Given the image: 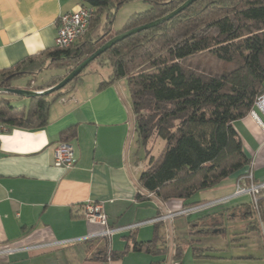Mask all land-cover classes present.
Here are the masks:
<instances>
[{
  "label": "crops",
  "instance_id": "0c3cea01",
  "mask_svg": "<svg viewBox=\"0 0 264 264\" xmlns=\"http://www.w3.org/2000/svg\"><path fill=\"white\" fill-rule=\"evenodd\" d=\"M83 6L82 0H0V73L40 59L48 69L52 63L46 56L56 50L58 18ZM111 33H117L113 26ZM43 71L19 76L33 79L14 88L46 86L54 77L41 84L34 80ZM96 73L84 76L52 103L46 126H6L7 131L0 133V252L15 250L1 253L0 264H264V198L257 215L250 195L234 196L237 177L199 193V201H190L230 198L185 215L182 231L198 238L184 244L175 226L181 216L117 232L109 240L85 239L103 230L83 217L82 207L88 202L102 203L114 228L185 209L182 200L164 202L139 186L145 169L140 171L138 162L140 149L127 82L122 79L102 87L110 81L112 70ZM64 75L65 71L60 76ZM252 111L233 126L254 163V182L262 183L264 114L256 107ZM62 141L74 149L75 164L70 170L55 166V151ZM218 235L226 242L225 255L212 244L196 246L202 245V238ZM141 244L150 245L136 250Z\"/></svg>",
  "mask_w": 264,
  "mask_h": 264
},
{
  "label": "trees",
  "instance_id": "16d2710c",
  "mask_svg": "<svg viewBox=\"0 0 264 264\" xmlns=\"http://www.w3.org/2000/svg\"><path fill=\"white\" fill-rule=\"evenodd\" d=\"M128 1L82 0L95 9L88 32L70 48L47 54L49 68H63L65 75L35 90L54 87L115 36L165 17L187 0H150L148 10L133 15L121 32L111 33L114 11ZM44 61L29 60L1 72L0 87L12 88V79L45 70ZM93 63L112 70L102 87L127 82L137 144L148 160L139 175L141 188L164 202L182 200L186 209L204 203L190 202L193 196L245 175L251 162L233 124L264 95V0H197L162 25L117 43ZM84 76L83 71L58 98L34 97L27 107H16L0 95V125L46 126L52 103ZM152 140L150 149L159 140L166 143L157 157H148Z\"/></svg>",
  "mask_w": 264,
  "mask_h": 264
},
{
  "label": "built area",
  "instance_id": "2783aa9c",
  "mask_svg": "<svg viewBox=\"0 0 264 264\" xmlns=\"http://www.w3.org/2000/svg\"><path fill=\"white\" fill-rule=\"evenodd\" d=\"M95 14V9L92 7H81L76 12H69L62 14L57 21V33L55 38V45L58 49H68L83 38L88 32L90 22ZM255 107L258 108L264 114V95L259 97L255 103ZM251 114L256 117L255 111ZM7 127L0 125V133L6 132ZM75 164V154L72 145L68 143H60L55 151V166L64 170H70ZM254 163H251L244 176L238 179L237 189L234 194L235 197L250 195L252 197L253 210L257 215H260V200L264 198V182L255 183L253 176ZM244 182H248V185H243ZM230 198L221 199L212 203H203L191 208H186L180 212H169L159 218L149 220L146 222L137 223L125 227L114 228L110 227L108 223V217L104 212L102 203L88 202L82 207L83 217L91 224H97L103 227V230L97 234H93L85 238L86 240H92L95 238L111 239L117 232H132L142 226L148 224H154L158 222H166L172 220L178 216L190 215L195 212H201L210 207L221 205ZM15 250L9 249L0 252L8 253ZM109 258L111 249L108 247Z\"/></svg>",
  "mask_w": 264,
  "mask_h": 264
},
{
  "label": "rangeland",
  "instance_id": "374dc122",
  "mask_svg": "<svg viewBox=\"0 0 264 264\" xmlns=\"http://www.w3.org/2000/svg\"><path fill=\"white\" fill-rule=\"evenodd\" d=\"M150 4H151L150 0H131V1H128L127 3H125L124 5H122L119 9L114 11V13H115V20L113 23L114 31L115 32H121L125 28L129 19L133 15L148 10L151 7ZM96 64L97 63H93L89 66V68L84 70L85 76H97L98 74L96 73V71L101 72V73L104 72L105 74H107L111 71V68L101 69ZM61 66H63L64 68H68L70 65L62 64ZM108 70H110V71H108ZM63 71H64L63 68L51 66L50 68L45 69L40 75L35 76L34 80L37 82V84H41L47 78L59 77L63 73ZM31 77L32 76H24L21 79L14 78L11 80V85L14 87L16 85H19L20 83L26 82L28 84L33 79V77L32 78ZM48 89L49 88H45L44 90H48ZM58 92L49 96L51 98V100H54V98H56V97L58 98ZM6 97L9 98L11 100L12 105H14L16 107H24L25 105L27 107L30 103L29 99H26V98H20V97L12 96V95H7ZM153 144H154V140H152L148 146V149L150 150L148 152V157H150L151 155H153L154 157H157L160 154V152L162 151L163 147H165L166 143L163 140H159L158 143L156 144L155 148L150 149V148H152ZM139 157L141 159L140 171H142V170L147 168V164H148V160H145L146 151L142 148L139 150ZM199 196L200 195H198V194L193 196L191 201H199L200 200ZM185 220H186V218H184V216H181V217H178V219L175 223V226L177 227V229L179 231L178 232V235L180 237L179 241L183 242V244L185 241L188 242L191 239H195L198 236V235L190 236L189 234H187V232L182 231L184 229L182 226L183 223L186 224ZM256 239H254V241L256 243H258L259 245H261V243L258 241L259 239H257V240ZM202 241H203L202 245L197 243L196 246L205 247V246H208L209 244H212V245H215L216 247H218L222 250L221 255H225V244H226V242H225L223 236L218 235L216 239H213V238L208 239V238L204 237V238H202ZM189 248H187V251L190 250Z\"/></svg>",
  "mask_w": 264,
  "mask_h": 264
},
{
  "label": "water",
  "instance_id": "95a60500",
  "mask_svg": "<svg viewBox=\"0 0 264 264\" xmlns=\"http://www.w3.org/2000/svg\"><path fill=\"white\" fill-rule=\"evenodd\" d=\"M197 0H187L182 6H180L177 10L170 13L169 15L160 18L154 22H151L149 24L133 28L131 30L125 31L111 40H109L107 43H105L102 47H100L95 53H93L91 56H89L86 60H84L81 64H79L76 68L71 70L61 82H59L57 85H55L52 88H49L48 90L43 91H35L30 90L26 88H2L0 87V95H12L17 96L20 98H26V99H32L34 97H47L50 96L58 91H61L62 89L66 88L74 79H76L91 63H93L97 58H99L101 55H103L106 51L111 49L114 45L117 43L135 35L140 32L158 27L162 25L163 23L171 20L176 15L182 13L184 10H186L188 7L193 5Z\"/></svg>",
  "mask_w": 264,
  "mask_h": 264
},
{
  "label": "flooded vegetation",
  "instance_id": "af4514ba",
  "mask_svg": "<svg viewBox=\"0 0 264 264\" xmlns=\"http://www.w3.org/2000/svg\"><path fill=\"white\" fill-rule=\"evenodd\" d=\"M250 215L252 216V212H250ZM205 230H207V229H205Z\"/></svg>",
  "mask_w": 264,
  "mask_h": 264
}]
</instances>
